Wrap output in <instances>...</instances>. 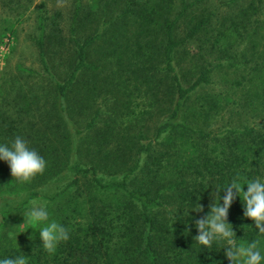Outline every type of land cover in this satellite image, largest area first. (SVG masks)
<instances>
[{"label": "trees", "instance_id": "trees-1", "mask_svg": "<svg viewBox=\"0 0 264 264\" xmlns=\"http://www.w3.org/2000/svg\"><path fill=\"white\" fill-rule=\"evenodd\" d=\"M221 1L228 8L224 14L219 10L223 5L217 6L212 0H92L83 16H100L98 31L83 40L72 38L74 63L62 81L55 78L45 58L41 35L45 23L40 14L41 34L36 40L40 63L43 72L54 80L63 110L68 89L82 72L97 73L103 67L102 70L108 69L115 75L130 72L145 76V71L154 74L159 69L155 65L146 67L147 64L136 71L129 68L137 66V62H153L158 53L162 55L160 70L175 100L166 119L156 128L155 138L167 134L166 139L171 141L178 136L181 142L175 150H181L169 167L163 157L153 158L154 155L147 153L150 142L137 149L130 167L126 160L117 162L120 155L113 156L111 152L100 155L104 165L114 163L108 165L106 172L99 163L84 168L75 162L72 179L53 197L66 196V203L59 204L61 208L55 211L53 220L68 229L69 239L49 253L43 248L38 228L32 230L30 238L20 237L17 231L9 235L7 217L20 205L4 209L0 211V259L26 255L28 264H231L225 255L226 242L214 241L210 247L195 242L198 235L195 220L208 214L215 202L212 193L218 188L223 195V189L233 177L239 176L242 186L256 178L264 180V115L240 127L219 131L191 126L180 119L187 99L209 84L226 60L218 58L201 66L191 82L184 85L174 65L179 46L194 41L198 48L210 44L212 49L228 29L236 37L251 38L257 53L249 55L248 62L253 64L250 73L253 80L264 86V0ZM100 2L102 9L121 6L119 13L103 19V13L97 10ZM80 6L74 11V21L80 15ZM182 21L185 31L179 37L177 29ZM252 24L251 32L247 33ZM108 30L111 34L106 37L103 34ZM115 30L128 37L116 41ZM100 38L106 51L98 65L88 60V49ZM109 73L105 77L107 81L112 75ZM259 97L264 98V88ZM93 126L92 119L86 128ZM79 132L74 130L71 135L75 137ZM16 136L19 135L9 132L5 140L0 137V144L10 146ZM69 139L71 143L72 138ZM28 144L45 159L44 172L21 182L12 177L8 163L0 160V199L21 195L23 202L29 203L38 196L36 187L57 176L66 164L65 149L56 151L47 146L37 147V143ZM118 165L123 167L118 169ZM199 203L203 212L192 211ZM228 222L233 226L238 245L259 241L258 247L264 255V235L258 232L253 220L244 216L239 195L229 209Z\"/></svg>", "mask_w": 264, "mask_h": 264}, {"label": "rangeland", "instance_id": "rangeland-1", "mask_svg": "<svg viewBox=\"0 0 264 264\" xmlns=\"http://www.w3.org/2000/svg\"><path fill=\"white\" fill-rule=\"evenodd\" d=\"M91 2L61 0L58 4V0H0V137L5 140L8 133L13 132L28 142L37 143V147L47 146L56 151L65 149L67 155L61 172L36 187L38 196L29 203H24L21 195L0 199V211L21 207L7 217L6 232L9 235L17 231L20 237L30 238L32 230L43 227V224L25 223L24 214L32 206V201L45 204L49 222L54 219L53 214L56 215L55 211L61 208L59 204L66 203V196L63 199L53 197L59 195L72 179L75 162L84 168L99 163L106 172L108 165L114 163L104 165V161L100 162V155L111 152L113 156L120 155L117 162L126 160L127 167H130L137 149L149 142L151 146L147 153L154 155L153 158L163 157L168 167L180 153L181 149L175 150L181 142L178 136L171 141L166 139L167 134L155 138L156 128L166 119L175 100L160 70L163 57L159 53L153 62H137V66L129 68L136 71L144 64L146 67L155 65L159 70L154 74L145 71L146 78L144 74L140 76L130 72L115 75L108 69L102 70L103 67H99L97 73L82 72L68 89L64 110L60 107L54 80L43 72L36 40L42 33L49 69L56 79L64 80L74 63L72 38L83 40L98 31L100 16H83ZM212 2L217 6L223 5L219 8L223 14L228 9L224 8L227 6L221 0ZM98 4L97 10L103 13V19L115 16L121 8L112 5L102 9V2ZM78 5H81V12L74 21ZM40 14L45 23L41 33ZM183 22L177 29L179 37L185 31ZM252 26L248 27L247 33L251 32ZM110 34L108 30L103 35L109 37ZM114 34L116 41L128 37V34L124 36L117 30ZM222 35L213 50L210 44L198 48L196 42L191 41L179 46L174 56L176 73L183 85L191 82L201 66L214 63L218 58L226 60L225 66L213 74L210 83L187 99L180 113V119L205 130L240 127L256 116L264 115V98L259 97L264 86L252 79L250 68L253 64L248 62L249 55L257 53L251 38L236 37L228 29ZM105 51L106 45L100 38L88 49V60L100 65ZM221 55L224 56L221 58ZM108 73L112 74V79L110 76L107 81ZM92 119L94 126L87 129L86 125ZM74 130L80 131L75 137L71 135ZM69 137L72 138L71 143ZM122 167L118 165L116 168Z\"/></svg>", "mask_w": 264, "mask_h": 264}, {"label": "clouds", "instance_id": "clouds-1", "mask_svg": "<svg viewBox=\"0 0 264 264\" xmlns=\"http://www.w3.org/2000/svg\"><path fill=\"white\" fill-rule=\"evenodd\" d=\"M59 3L61 0H58ZM0 160L8 163L12 177L21 182L30 181L37 174H42L46 168L45 159L35 149L30 148L28 142L21 136H16L10 146L0 144ZM245 185L242 186L240 177L236 176L223 189V195L216 188L212 193L215 202L210 205V211L205 217L195 220L198 235L194 240L204 247H210L214 241L226 242L225 255L231 264H264V255L258 247L259 241L238 245L233 226L228 222L229 209L239 195L244 204V216L253 220L258 232L264 235V180L256 178L247 181ZM203 210V206L199 203L192 211L203 212ZM24 216L25 223L43 224L39 234L43 248L47 252L53 253L60 242L69 239V231L65 226L55 220L49 222V212L45 204L32 201V206ZM0 264H28V261L26 255H21L0 259Z\"/></svg>", "mask_w": 264, "mask_h": 264}]
</instances>
